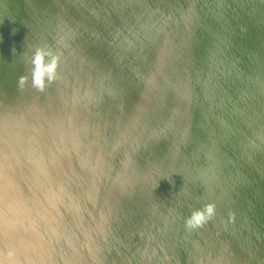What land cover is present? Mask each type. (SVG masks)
I'll list each match as a JSON object with an SVG mask.
<instances>
[{
    "label": "bare ground",
    "instance_id": "obj_1",
    "mask_svg": "<svg viewBox=\"0 0 264 264\" xmlns=\"http://www.w3.org/2000/svg\"><path fill=\"white\" fill-rule=\"evenodd\" d=\"M7 2L0 0V69L9 80L0 89V264H134L149 245L134 221L147 215L157 219L164 207L175 215L184 198L196 195V167L211 170L202 182L214 181L218 158L213 151L199 162L196 155L172 151L152 171L162 175L164 186L152 187L145 151L168 144L174 132H186L195 122L225 116L229 104L220 91L238 92L239 97L244 83L252 80V66L264 65L258 52L264 42L259 39L264 35V0H137L128 12L119 0H77L67 12L70 4L57 0L48 13L40 3L28 9L13 5L2 18ZM44 18L48 21L33 27ZM224 22L229 26L222 28ZM122 35L129 51L126 61H140L126 62L123 72L119 56H106L122 44ZM207 41L210 68L200 58ZM249 41H254L251 47ZM26 42L33 50H51L65 66H58L43 89L33 86L31 57L23 52ZM104 48L102 61L117 64L109 71L102 68L106 77L98 80L100 73L90 80L92 74L83 67L91 66V56ZM149 61L153 67L147 71L143 67ZM21 77H27L23 93L16 89ZM256 80L264 81V72ZM157 97L168 100L159 110L146 101ZM255 99L264 104V92ZM249 101L245 96L242 104ZM148 112L164 124L143 122L141 116ZM196 114L201 118L190 119ZM82 116L87 118L80 120ZM134 132L139 134L132 145L122 139ZM241 134V142L249 138L248 130ZM215 142L228 146L239 140L227 136ZM251 158L250 166L228 180L236 185L219 214L234 226L245 221L241 210L248 202L252 200L251 220L264 204V178L259 177L264 176V155ZM258 160H263L259 170ZM113 163L122 168L110 167ZM200 196L209 197L202 193L196 198ZM209 228L223 235L226 226ZM262 237L234 264H264ZM190 238L191 232L185 239ZM236 249L229 255L241 253ZM195 253L213 262L201 251Z\"/></svg>",
    "mask_w": 264,
    "mask_h": 264
},
{
    "label": "rangeland",
    "instance_id": "obj_2",
    "mask_svg": "<svg viewBox=\"0 0 264 264\" xmlns=\"http://www.w3.org/2000/svg\"><path fill=\"white\" fill-rule=\"evenodd\" d=\"M56 1L57 0H8L4 7L2 18H5L8 15V11L13 5L18 7L25 6L28 9L33 4L40 3L42 8L46 10L45 12L48 13L52 10ZM73 1L76 2L77 0H65V2L69 3L71 6L68 10L63 9L64 4L61 5V8L66 12L73 9ZM118 4L124 12H128L136 6L137 0H119ZM186 20L187 18H185V21ZM46 21H48V19L45 18L39 23L36 20L33 27L37 26V24L43 25ZM220 25L222 28H225L226 26H229V23L224 22ZM205 34H209L207 30H205ZM125 38L126 35L120 36L119 39L122 44L113 48L114 51H111V53L106 55L119 56L116 60H120L122 62L121 64L110 61L105 63L102 61L101 56H104L105 48L91 56L92 65L89 66L86 64L85 67H83L84 72H90V75L92 74L90 80L98 76L100 73L98 80L101 77H106L108 71L114 67V64H117L121 72H123L126 68V62H128L129 65L134 62L137 64L140 63L138 58H136V60L133 59L126 61L129 51L124 45ZM259 39L264 40V35ZM253 42L254 41H249L247 46L251 47ZM203 47L204 50L202 51L200 58L205 61L206 67L210 68V63L206 62L207 58L212 56L208 50L209 42L207 41L203 44ZM33 48L34 45L32 43L26 42L23 46V52L26 53L28 57H32L35 52ZM258 52L264 55V42L259 46ZM134 53H137V51H134ZM64 67L65 66L62 64L59 65L60 69H63ZM94 67L95 69L91 71ZM103 67L108 68L106 74L102 71ZM152 67L153 63L149 61L143 68L150 71ZM260 72H264L263 63L252 66L251 70L248 72L249 77L252 80L244 83L245 87L239 97L238 92L230 94L229 92L220 91V94L228 99L229 106L222 111L225 113V116L220 118L211 117L206 122H195L191 124L189 129L187 128L188 130L186 132H174L172 140L168 144L157 149L145 151V154L149 156L148 161L144 165V168L146 169L145 174L149 173L150 182H147V184L152 187L164 186L162 175L152 174V171L161 161L168 159V156L172 151H181L183 156L196 155L200 158L198 160L199 162H206L203 159L208 158L213 151H217L218 158L217 167L214 168L212 174L215 179L214 181L202 182L203 179L211 177V170L209 168L196 167L194 171V176H196V195L190 194L189 197L184 198L183 204H181L179 211L175 213V215H170V212H172L170 207H164L157 219L150 218V216L147 215L141 220L134 221V225L139 226L142 229L141 237L149 244L144 254H138L139 256L135 259L134 264H234L239 258L247 256L246 253H244L245 250L248 251L249 255V251L253 245L251 242L253 240L263 238L264 204L257 207L258 211L256 213V218L251 220L248 216H250L252 212V209L250 208L252 200L248 202L247 206L241 210V214L244 216L245 221L238 226L232 225L229 218H219V214L223 211L224 207H226V197L230 194V190H233L236 185L228 180L231 179L233 174L245 170L247 165L250 166L252 163V156L264 155V104H260L259 101L255 99L258 94L264 92V81L256 80ZM235 73L236 72L234 71L231 72L230 78L234 77ZM5 74L6 70L0 69V89L8 85V74ZM209 77L210 75H208L202 83L206 82ZM16 89L19 93L24 92V88L20 84L16 86ZM15 96L16 94H12L10 99H14ZM245 96L249 97L250 101L246 104H242ZM146 101L150 103L154 102L156 108L159 110V108L165 106L168 100L167 98L158 99L157 97L149 98ZM198 116L199 115L190 119H198ZM85 118L87 117L82 116L80 120ZM199 118H201V115ZM141 119L143 122L151 124L153 127L162 123L164 124L165 122L164 119L160 120V118L150 112L142 115ZM176 127L178 128L180 126L177 125ZM243 130L249 131V138L246 141L241 142V132ZM203 133H205V138L200 139V136ZM217 133L218 136L215 137V134ZM138 134V132H134L122 139L125 140V142L129 141L130 143L128 144L132 145L136 142ZM227 136L232 140H239L237 145L223 146L222 144L218 145L215 142V140H218V142L221 143ZM195 145H199V147L193 148ZM240 152L243 153L244 158L239 157ZM229 157L232 159L229 160ZM262 162L263 160H258L256 162L255 168L257 170L260 169ZM184 165H187V163H184ZM110 167L119 170L122 168V165L113 163ZM188 167L189 166H186V168ZM246 173L249 174L250 170L248 169ZM259 177H262V179L264 178L262 174H259ZM183 191L187 193L189 192V188L185 187ZM212 192L213 195L211 196ZM202 193H207L209 197L200 196L199 198H196ZM203 203L206 205H214V213L200 226L196 228L187 227L186 220L194 211L203 209L205 207ZM150 206H153L152 202L150 203ZM116 219L119 222L123 221L121 214L116 215ZM236 222L237 220L234 224H236ZM213 225L226 226L225 234L222 235L220 229H218V234L215 232H209V226ZM189 232H191V238L185 239ZM233 248H237L236 250H239L241 253L237 255H229V250ZM216 249L218 252L214 253V250ZM196 250L201 251L202 255L204 254L208 258L212 257L213 262H204L203 259L198 258L195 253ZM86 255H90V253ZM145 255H148V257Z\"/></svg>",
    "mask_w": 264,
    "mask_h": 264
},
{
    "label": "clouds",
    "instance_id": "obj_3",
    "mask_svg": "<svg viewBox=\"0 0 264 264\" xmlns=\"http://www.w3.org/2000/svg\"><path fill=\"white\" fill-rule=\"evenodd\" d=\"M32 65V80L33 86L43 89L45 82H50L55 78L58 66L59 56L46 48H37L31 57ZM27 77L20 78V85L23 86ZM215 206L212 204L206 205L203 209L194 211L186 220V225L189 228L200 226L207 218L214 213Z\"/></svg>",
    "mask_w": 264,
    "mask_h": 264
}]
</instances>
